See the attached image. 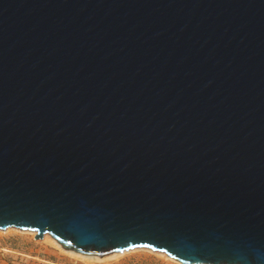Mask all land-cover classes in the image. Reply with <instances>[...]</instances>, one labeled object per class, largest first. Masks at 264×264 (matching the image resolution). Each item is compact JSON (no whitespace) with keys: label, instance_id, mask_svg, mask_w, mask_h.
I'll return each mask as SVG.
<instances>
[{"label":"water","instance_id":"95a60500","mask_svg":"<svg viewBox=\"0 0 264 264\" xmlns=\"http://www.w3.org/2000/svg\"><path fill=\"white\" fill-rule=\"evenodd\" d=\"M8 228L264 264V0H0Z\"/></svg>","mask_w":264,"mask_h":264},{"label":"rangeland","instance_id":"374dc122","mask_svg":"<svg viewBox=\"0 0 264 264\" xmlns=\"http://www.w3.org/2000/svg\"><path fill=\"white\" fill-rule=\"evenodd\" d=\"M35 235L15 228L0 230V264H180L165 253L141 247L87 259L68 253L49 235L40 240Z\"/></svg>","mask_w":264,"mask_h":264},{"label":"bare ground","instance_id":"6f19581e","mask_svg":"<svg viewBox=\"0 0 264 264\" xmlns=\"http://www.w3.org/2000/svg\"><path fill=\"white\" fill-rule=\"evenodd\" d=\"M46 238L48 239V240H50L51 238H49V237H47L46 236ZM52 241V240H51ZM53 242V241H52ZM55 244H57L58 245V243H55ZM60 246V245H59ZM67 252L68 253H71V254H73V255H78V256H80V257H82V258H92V259H96V260H99V259H101L100 257H97V256H88V255H82V254H80V253H77V252H74V251H71V250H67ZM117 255V254H116Z\"/></svg>","mask_w":264,"mask_h":264}]
</instances>
